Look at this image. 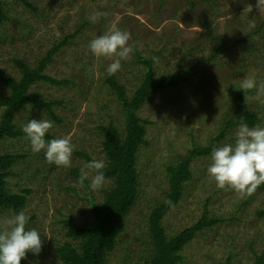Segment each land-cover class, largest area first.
I'll list each match as a JSON object with an SVG mask.
<instances>
[{
	"label": "rangeland",
	"instance_id": "rangeland-1",
	"mask_svg": "<svg viewBox=\"0 0 264 264\" xmlns=\"http://www.w3.org/2000/svg\"><path fill=\"white\" fill-rule=\"evenodd\" d=\"M3 1L9 21H0V76L19 79L21 69L15 60H23L34 68L54 44L82 28L46 71L56 79L73 80L74 84L56 87L39 83L29 91L33 97L62 101L55 107L60 122L32 107L16 117L20 129L30 119L45 118L54 125L48 135L70 137L75 145L71 166L49 164L43 152L32 153L26 138L0 143V154L26 155L14 166L8 182L13 193L32 190L22 211L31 217L28 227L41 234L40 253L27 254L33 264H61L55 248L67 240L64 221L72 217L80 226L91 225L93 203L103 202L105 193L113 187L110 180L95 191L90 188V180L83 185L77 183L86 163L77 152L106 161L105 137L99 127L110 123L120 128L124 125L122 105L104 81L108 77L106 68L116 57H95L89 42L109 27L131 34L129 45L134 52L121 61L122 68L115 74L129 97L145 70L134 62L136 49L147 59L158 58L156 78L198 68L178 88L152 95L139 113L149 122V145L143 146L138 156L139 200L126 220L125 232L110 255L109 264H144L152 253L149 214L169 191L167 167L194 147L208 145L223 131L228 116L237 108L241 79L254 75L258 82H264V12H258L256 0H26L37 11L23 0ZM249 5L252 12L245 11ZM94 10L107 13L95 24L87 19ZM211 12L212 27L205 30L204 20ZM259 27L262 35L252 44L249 42L255 51L244 62L240 49L234 47L210 63H201L223 41L243 38ZM2 83L0 79V94H10ZM244 105L256 110L261 119L259 125H264V107L259 105L255 92L245 98ZM3 112L0 107V120ZM236 129H231L219 145L233 142ZM210 156L192 162L193 177L185 185L184 197L164 217L166 233L173 236L182 232L208 211V217L219 223L199 233L185 247L182 264H258V258L264 255V215L259 214L264 211V190L242 194L227 187L217 188L207 174ZM13 214L0 213V226Z\"/></svg>",
	"mask_w": 264,
	"mask_h": 264
},
{
	"label": "trees",
	"instance_id": "trees-1",
	"mask_svg": "<svg viewBox=\"0 0 264 264\" xmlns=\"http://www.w3.org/2000/svg\"><path fill=\"white\" fill-rule=\"evenodd\" d=\"M31 9H37L26 0H23ZM166 2L167 0H160ZM208 3H215L216 0H203ZM213 12L207 13L204 29L209 30L212 23H209ZM0 21H9L5 2L0 0ZM264 29V28H263ZM262 27L248 31L245 37L229 38L216 47L209 58H205L201 63H210L223 53H228L234 47L240 49L243 54L244 62L255 51V46H250L258 40L263 32ZM79 28L74 34H68L60 42L54 44L51 49L32 68L23 60H15L21 69V76L16 79L12 76L1 75L2 84L10 89V94H0V107L4 108L0 120V143L9 139L26 138L18 127L16 117L20 111L27 107L45 111L52 119L59 121L55 113V107L62 105V101L45 100L33 97L29 91L39 83H44L56 87L74 84L73 80L56 79L46 71L52 63L54 57L72 39L80 34ZM248 43V46H247ZM135 64L143 65L145 70L142 79L131 97L123 85L119 83L116 75L108 76L104 81L109 85L122 105L124 125L118 127L114 123L107 126L101 125L100 131L104 135L103 149L106 154V180L113 182V187L104 195V201L93 203L92 205V224L86 226L78 225L72 217H68L64 224L66 226L67 240L55 250L61 264H109V257L115 251L118 242L125 232V223L137 205L140 194V173L138 171L140 150L143 146H148L147 125L148 121L140 115V111L152 95L171 88H178L180 85L189 81L192 74L197 71V67L186 70L183 74L156 78L155 61L153 57L147 59L136 49ZM254 91L240 89L237 94V108L235 112L228 116L223 131L212 138L206 146H196L189 150L185 157L179 158L177 163L169 165L166 169L168 176L169 191L163 202L157 204L149 214V235L152 240L151 255L144 261V264H182L183 251L196 236L208 228H213L219 223L218 219L209 218L208 211L194 225L186 228L176 235L168 236L163 225L166 214L175 208L185 195V185L191 181L193 171L191 164L194 160L208 157L214 147L218 146L225 139L226 134L237 128L241 119L246 121L249 126L260 124V116L256 110L247 109L244 105L245 98ZM48 139L53 137L48 135ZM86 162L93 157L86 152H77ZM25 154H0V213L10 212L19 213L29 203L32 190L26 189L19 193L10 190L8 178L14 174V166L23 158ZM77 174V171H74ZM256 190H264V184L259 185ZM264 215V211H260ZM258 264H264V255L258 258ZM21 264H33L27 258ZM228 264V263H226Z\"/></svg>",
	"mask_w": 264,
	"mask_h": 264
},
{
	"label": "clouds",
	"instance_id": "clouds-1",
	"mask_svg": "<svg viewBox=\"0 0 264 264\" xmlns=\"http://www.w3.org/2000/svg\"><path fill=\"white\" fill-rule=\"evenodd\" d=\"M259 13L264 12V0H256ZM245 11L252 12L249 5ZM107 15L94 10L87 19L95 24ZM131 34L127 30L109 27L104 34L92 39L88 47L95 57H116L106 68L108 76L115 75L122 68V60L130 58L134 48L129 45ZM158 58L153 57L154 61ZM240 88L254 91L261 107H264V82L245 76ZM53 122L42 118L30 119L22 125L21 131L28 140L34 154L43 152L46 162L57 167H70L75 145L68 136L48 139ZM106 162L93 158L80 169L78 184L90 180V188L95 191L106 183ZM94 173V175H93ZM207 174L217 188H231L240 193L251 194L264 184V125L249 126L241 119L233 142H225L213 148ZM74 186H77L74 184ZM31 217L24 211L14 213L2 221L0 226V264H21L29 252L38 255L42 249L41 234L36 228L28 227Z\"/></svg>",
	"mask_w": 264,
	"mask_h": 264
}]
</instances>
